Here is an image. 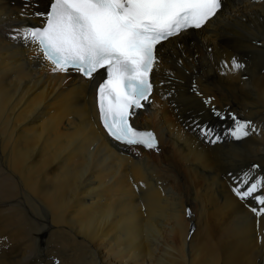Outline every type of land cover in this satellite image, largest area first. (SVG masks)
I'll return each instance as SVG.
<instances>
[{"label": "bare ground", "instance_id": "1", "mask_svg": "<svg viewBox=\"0 0 264 264\" xmlns=\"http://www.w3.org/2000/svg\"><path fill=\"white\" fill-rule=\"evenodd\" d=\"M49 3L0 0V264H264V205L233 191L264 177V0H223L156 47L154 92L130 118L156 149L114 143L96 81L13 38Z\"/></svg>", "mask_w": 264, "mask_h": 264}, {"label": "snow or ice", "instance_id": "2", "mask_svg": "<svg viewBox=\"0 0 264 264\" xmlns=\"http://www.w3.org/2000/svg\"><path fill=\"white\" fill-rule=\"evenodd\" d=\"M220 7L221 0H50L47 11L31 13L41 18L40 25H22L13 38L37 45L52 71L71 69L95 80L99 118L108 135L153 149L155 135L134 127L130 118L152 90L149 73L158 60L156 46L183 30L200 28ZM241 68L233 58L231 69ZM205 102L211 103V98ZM213 112L223 118L215 108ZM231 118L233 137L249 135L250 122L239 121L234 114ZM202 134L211 136L212 130L204 128ZM252 177L251 172L244 173L233 191L242 201L252 197L264 205V195H254L264 188V177L254 181ZM252 211L264 215V208Z\"/></svg>", "mask_w": 264, "mask_h": 264}, {"label": "rangeland", "instance_id": "3", "mask_svg": "<svg viewBox=\"0 0 264 264\" xmlns=\"http://www.w3.org/2000/svg\"><path fill=\"white\" fill-rule=\"evenodd\" d=\"M247 138H248V136H247ZM242 142V141H241ZM241 142H238V143H241ZM261 177H263V175L261 176ZM254 181V180H253ZM250 182H252V181H250ZM41 246H43L42 244H41Z\"/></svg>", "mask_w": 264, "mask_h": 264}]
</instances>
